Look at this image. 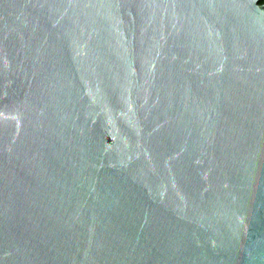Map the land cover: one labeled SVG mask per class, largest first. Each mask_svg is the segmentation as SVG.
I'll list each match as a JSON object with an SVG mask.
<instances>
[{
  "label": "water",
  "instance_id": "95a60500",
  "mask_svg": "<svg viewBox=\"0 0 264 264\" xmlns=\"http://www.w3.org/2000/svg\"><path fill=\"white\" fill-rule=\"evenodd\" d=\"M0 264H264V0H0Z\"/></svg>",
  "mask_w": 264,
  "mask_h": 264
}]
</instances>
